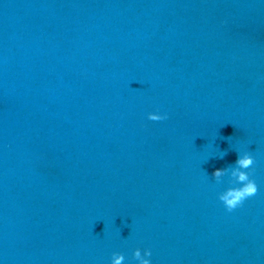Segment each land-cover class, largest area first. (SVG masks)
Here are the masks:
<instances>
[{
	"label": "water",
	"instance_id": "obj_1",
	"mask_svg": "<svg viewBox=\"0 0 264 264\" xmlns=\"http://www.w3.org/2000/svg\"><path fill=\"white\" fill-rule=\"evenodd\" d=\"M113 253L264 264V0H0V264Z\"/></svg>",
	"mask_w": 264,
	"mask_h": 264
},
{
	"label": "clouds",
	"instance_id": "obj_2",
	"mask_svg": "<svg viewBox=\"0 0 264 264\" xmlns=\"http://www.w3.org/2000/svg\"><path fill=\"white\" fill-rule=\"evenodd\" d=\"M148 119L151 121H161L167 119V115H161L159 113H149ZM255 161L251 154L244 153L238 155L234 166L231 168V181L239 185L238 187H229L224 192L219 194L218 199L223 203L225 209L228 212L235 210L243 205L244 201L257 194L258 188L253 179L250 178V172ZM227 169H216L212 176L217 182H220V178L225 175ZM151 250H145V256H151ZM134 258H140V250L137 249L134 252ZM124 255L121 253H113L111 264H122ZM141 264H150V260L142 259Z\"/></svg>",
	"mask_w": 264,
	"mask_h": 264
}]
</instances>
